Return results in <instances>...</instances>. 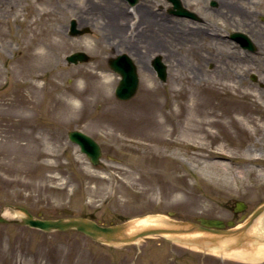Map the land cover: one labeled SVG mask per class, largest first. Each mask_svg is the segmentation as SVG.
<instances>
[{
	"label": "rangeland",
	"instance_id": "rangeland-1",
	"mask_svg": "<svg viewBox=\"0 0 264 264\" xmlns=\"http://www.w3.org/2000/svg\"><path fill=\"white\" fill-rule=\"evenodd\" d=\"M112 1L120 3L123 16L136 19L119 29L125 40L119 47H111L103 36L108 15L101 10L85 14L93 0H0V213L7 209V217L17 219L7 206L18 204L34 214L59 217L61 208H71L75 215L106 224L171 210L191 220L208 216L238 221L243 213L250 214L264 202V0H215L214 5V0H181L198 19L171 13L169 0H140L133 6L126 0ZM140 5L148 20L165 23L168 34L163 36L170 50L164 56L143 49L140 59L135 53L140 56V49L128 53L137 66L139 86L123 100L115 95L120 75L108 60L132 47L140 33H135ZM85 15L96 17L79 26L87 31L69 34L71 20L83 21ZM175 22L179 29L173 30L169 25ZM154 27L149 40L163 34L160 26ZM235 30L247 33L256 48L239 52L229 36ZM78 50L89 60L69 62L67 55ZM156 55L167 64L164 81L151 64ZM89 69L109 74V100L91 95L86 98L90 107L81 110L84 100L74 96L78 86L85 79L100 83L96 76L78 73ZM145 82L158 89L162 109L157 118L165 120L169 136L178 139L154 151L122 120L139 106ZM210 82L231 83L239 96L248 93L246 131L231 118L228 134L220 127L212 128L215 136L186 130V114L194 109L187 106L203 101V86ZM74 102L78 107H72ZM73 129L99 142L97 165L69 140ZM200 141L206 148L193 149L192 143ZM219 144L235 158H208L206 153ZM248 145H255L260 156L244 163ZM152 153L173 160L171 176L153 175L155 168L146 166ZM214 161L219 169L208 170ZM205 178L211 184L203 183ZM236 200L248 207L234 212ZM258 219L264 221V214ZM253 226L250 234L257 231ZM0 264H264V257L221 256L183 245L168 234L110 244L77 230L44 231L10 221L0 222Z\"/></svg>",
	"mask_w": 264,
	"mask_h": 264
},
{
	"label": "bare ground",
	"instance_id": "bare-ground-1",
	"mask_svg": "<svg viewBox=\"0 0 264 264\" xmlns=\"http://www.w3.org/2000/svg\"><path fill=\"white\" fill-rule=\"evenodd\" d=\"M40 3H44V0H40ZM92 5H88V11H85V14L87 15L88 12L95 13L97 10H101L105 15H108L109 19L104 23L103 29L106 30L105 34H103L105 40L110 44L111 47H119L121 45H125V40L122 38L123 35H120V28L124 26V24H128V27H130V23L136 22L135 19L131 20L126 16H123L120 11V3L112 0H100L96 1L93 0ZM116 4V7H115ZM141 4V3H140ZM144 6V5H142ZM87 9V8H86ZM41 14L46 13L44 8H40ZM145 8L141 7L140 5V14L139 18L137 20L135 33L140 31L139 34H136L134 37L136 39H133L132 47H127L126 53L132 54V49H140L142 53H140V56L138 55L137 51L135 52L136 55L141 58L142 55H144V52L142 51L145 49V54L151 55L152 53H161L164 54V56H167V51L170 50V45H168V40L165 38L168 34L166 29L165 23L157 22L156 21H150L148 20V15L145 13ZM147 12V11H146ZM84 16L83 21L78 20L77 24L78 26L85 25L90 23L91 20L96 19V17L93 15L91 16ZM133 16V15H132ZM134 25V24H132ZM153 25L160 26L162 36L157 35L154 37H157V39H151L149 40V37L151 33L154 32L157 28ZM170 28L179 29L178 23L175 22L173 25H169ZM165 35V37L163 36ZM118 39V40H117ZM132 39V38H131ZM117 40V41H116ZM127 42V41H126ZM129 42V41H128ZM144 43L145 46L140 47L138 43ZM149 42V44H148ZM126 46H129L128 44ZM163 48V50H159L160 47ZM168 48V49H167ZM120 50V48L117 49V51ZM128 51V52H127ZM166 51V52H165ZM134 54V53H133ZM135 55V54H134ZM97 68V67H95ZM81 76L87 78L90 77V75L96 76L100 79V83L95 84L92 83L89 79H85V84L78 86V92H75V97H80L84 100L83 107L80 108L81 110H86L90 107L91 101L89 98L91 95H94L96 98L103 99L108 102L109 100V94L107 92V85H108V77L109 74L107 71L104 70V72L94 71V70H79L78 72ZM92 73V74H91ZM204 89L207 90V94H205L203 101L201 103H191L187 108L191 109L189 113H187V117L185 120V128L189 132H194V134L199 133L197 131H200L201 133L207 132L206 134H210L211 136H215L216 132L212 130L214 127H220L224 133H229V118H231V122H233L236 125H239L243 130H247V122L245 118L243 117V113L245 112L246 107L248 106V102L244 100V96L248 95V93H244L242 96L237 95L235 91L236 87L235 85L231 83H208L205 84ZM229 92H231L233 95H229ZM143 96L140 100L139 106L134 109L132 112H129V115H125L122 117V120L125 124L130 125V128L132 129L133 135L137 136L138 139L142 142L147 144L151 151H154V147L157 148V146H160V144H164L167 141H172L178 143V139H172L170 135V130L166 128L165 120L158 119L157 115L160 110L162 109L161 104L158 102V99L156 98L158 94V89L153 86L152 82H145L144 84V92ZM156 98V99H155ZM73 108L78 107L77 103H71ZM175 113V111H174ZM184 138H182L183 140ZM194 144L193 149L197 150L200 148L201 150L206 148V143L203 141H200L199 143H192ZM257 148L255 145H248L245 148V151L247 152L248 156L244 160V163L254 162V160L259 158V153L257 155ZM213 152V153H211ZM227 155L235 158V156H231L228 154L225 150L223 145L219 144L217 147L212 148L210 153H206V156L208 158L214 157H225ZM156 154H150L149 155V162L146 165L147 167L155 168L153 175H165V176H171L172 175V163L173 160H170L168 158H164V156L156 157ZM142 160V159H140ZM142 162V161H141ZM172 162V163H171ZM140 164V163H139ZM141 165V164H140ZM139 165V166H140ZM219 163L214 161L209 163L206 168L208 170L214 169L218 170ZM240 170L237 171V174L239 175ZM237 174H235V177H238ZM152 175V176H153ZM174 176V175H173ZM203 183L211 184V182L205 178V180L202 179ZM229 187V184H224ZM4 215H11L9 213V210H5L3 212ZM162 217L157 215H149L132 219L131 222L133 223V228L137 227H143L148 225H160ZM257 228V231L255 233H252V237H249V240L251 241L248 243L241 244L240 246L228 248L231 244H233L236 239L234 237H229L222 239L216 246H206L203 244L199 245H193L192 243L186 242V238L189 236H197L199 233L194 235H186V234H170L173 239H175L177 242L189 246L191 248H195L198 250H204L205 252H210L214 254H218L221 256H228L232 258H255V257H264V221L262 219H258V221L255 223L253 228ZM251 228V227H250ZM249 228V229H250ZM254 229H252L253 231ZM254 236V238H253Z\"/></svg>",
	"mask_w": 264,
	"mask_h": 264
},
{
	"label": "water",
	"instance_id": "water-1",
	"mask_svg": "<svg viewBox=\"0 0 264 264\" xmlns=\"http://www.w3.org/2000/svg\"><path fill=\"white\" fill-rule=\"evenodd\" d=\"M131 3H136L138 0H130ZM174 3L172 11L181 15H187L196 17L193 11H188L186 7L180 3V0H171ZM87 31V28H77V22L71 21V34H81ZM244 41V44L248 45L251 49L254 48L252 40L245 34L240 33L238 35ZM236 36V37H238ZM88 55L83 51H76L67 56L70 62H77L79 60H88ZM110 65L121 74V79L116 87V94L119 98L128 99L132 97L139 84V76L137 73V67L133 60L127 54H121L116 57L110 58ZM153 65L157 70L159 77L165 80L167 77V67L161 60L160 56H156L153 60ZM69 137L72 141L78 143L81 150L87 153L93 163L99 162L101 155V147L96 140L83 132V130H72L69 132ZM246 204L242 201H237L236 211H240L246 208ZM20 215L18 219L14 221L36 227L42 230H67L77 229L84 233H88L89 236L97 239V241L107 243H128L139 240L142 237L149 236L150 234H186L194 235L201 233L200 236H189L186 241L193 244L208 243L211 246H216L222 239L234 237L236 241L234 244L241 245L245 239V232L251 226V223L264 212V202L252 212L247 218L245 223L239 227H232L236 224L235 221L230 220L225 222L219 218H206L199 217L197 221L180 220L173 218L162 217V224L160 225H148L143 227L133 228L131 221L117 222L113 224H102L100 221H96L92 218L84 216H75L73 210L69 208H62L60 213L69 215L68 217L59 218H44L42 212L34 215L26 207L21 205H8ZM169 215H174L173 211H169ZM159 216V215H157ZM9 218L0 213V222H8ZM230 226V228H227Z\"/></svg>",
	"mask_w": 264,
	"mask_h": 264
},
{
	"label": "flooded vegetation",
	"instance_id": "flooded-vegetation-1",
	"mask_svg": "<svg viewBox=\"0 0 264 264\" xmlns=\"http://www.w3.org/2000/svg\"><path fill=\"white\" fill-rule=\"evenodd\" d=\"M216 3V2H215ZM217 4V3H216ZM212 5H214V4H212ZM217 6V5H216Z\"/></svg>",
	"mask_w": 264,
	"mask_h": 264
}]
</instances>
